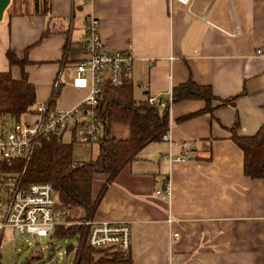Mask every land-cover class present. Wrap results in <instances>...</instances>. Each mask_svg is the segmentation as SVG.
<instances>
[{"label": "crops", "instance_id": "crops-1", "mask_svg": "<svg viewBox=\"0 0 264 264\" xmlns=\"http://www.w3.org/2000/svg\"><path fill=\"white\" fill-rule=\"evenodd\" d=\"M193 11L176 0H11L0 20V72L21 79L27 58L39 103L78 104L90 88L76 66L94 14L107 48L133 54L138 101L188 81L232 98L213 111L200 99L175 102L171 140L141 151L108 186L93 220L131 224L133 264H264V178L245 174L230 130L237 118L243 135L264 125V0H195ZM186 139L196 150L170 162V141L179 153ZM167 181L171 199L157 192Z\"/></svg>", "mask_w": 264, "mask_h": 264}, {"label": "trees", "instance_id": "trees-1", "mask_svg": "<svg viewBox=\"0 0 264 264\" xmlns=\"http://www.w3.org/2000/svg\"><path fill=\"white\" fill-rule=\"evenodd\" d=\"M11 57V62H17ZM27 58L20 60L22 77L14 79L10 71L0 72V123L21 121L35 113L38 105L36 87L29 81L24 67ZM174 102L200 99L207 102L206 111H213L214 104L222 100L226 105L232 98H219L208 85L188 81L172 90ZM220 105V106H221ZM103 122V136L97 142L99 154L95 159L81 161L74 158L73 142L58 139L44 141L38 147L25 171L27 183L48 182L61 205L70 209L67 221L71 224L58 226L52 239H77L69 251H74L72 264H133L131 247L96 249L89 245L92 221L97 207L108 186L132 164L150 143L163 140L170 131V111L152 105L148 99L138 101L130 77L119 86H108L98 106ZM237 118L230 129L232 139L243 150L245 174L252 178H264V125L254 135L239 132ZM107 177L101 189L94 192L97 174ZM106 253L107 257L99 254ZM99 255V256H97Z\"/></svg>", "mask_w": 264, "mask_h": 264}, {"label": "built area", "instance_id": "built-area-1", "mask_svg": "<svg viewBox=\"0 0 264 264\" xmlns=\"http://www.w3.org/2000/svg\"><path fill=\"white\" fill-rule=\"evenodd\" d=\"M191 13L195 0H176ZM85 56L77 64L81 77L90 79L87 96L71 108L61 109L51 101L38 103L35 113L28 114L21 121L0 123V264L3 239L7 230L15 237L30 235L53 237L58 226L71 224L67 221L70 209L61 205L53 186L48 182L27 183L25 171L34 151L44 141L69 138L73 144L92 145L103 136V122L98 106L108 86L122 85L134 65L130 51L107 48L101 35V21L94 14L85 24L82 41ZM261 50L258 51L261 54ZM152 105L173 108L172 91L148 97ZM171 140L169 132L163 136ZM174 141H170V162H185L196 150L195 141L186 139L180 143L181 152L175 153ZM164 198L171 199L173 187L167 181L157 191ZM174 218L169 216L171 225ZM89 245L96 249H128L132 245V228L129 222L92 220ZM178 233L172 235L177 238Z\"/></svg>", "mask_w": 264, "mask_h": 264}, {"label": "rangeland", "instance_id": "rangeland-1", "mask_svg": "<svg viewBox=\"0 0 264 264\" xmlns=\"http://www.w3.org/2000/svg\"><path fill=\"white\" fill-rule=\"evenodd\" d=\"M65 143H70L66 138ZM99 154V145L74 144L73 156L77 160L87 161L95 159ZM106 175L99 173L94 180V192H98L103 186ZM77 239L54 240L51 237H35L24 235L15 237L10 230H7L2 247V264H72L74 251H68L71 244H76ZM107 257L106 253L99 254ZM97 255V256H99Z\"/></svg>", "mask_w": 264, "mask_h": 264}, {"label": "water", "instance_id": "water-1", "mask_svg": "<svg viewBox=\"0 0 264 264\" xmlns=\"http://www.w3.org/2000/svg\"><path fill=\"white\" fill-rule=\"evenodd\" d=\"M11 0H0V20L3 19L4 13L9 6Z\"/></svg>", "mask_w": 264, "mask_h": 264}]
</instances>
